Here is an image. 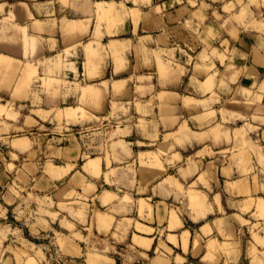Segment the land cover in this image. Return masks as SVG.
<instances>
[{
    "label": "crops",
    "instance_id": "obj_1",
    "mask_svg": "<svg viewBox=\"0 0 264 264\" xmlns=\"http://www.w3.org/2000/svg\"><path fill=\"white\" fill-rule=\"evenodd\" d=\"M18 206L61 264H264V0H0ZM28 238L0 264H50Z\"/></svg>",
    "mask_w": 264,
    "mask_h": 264
},
{
    "label": "rangeland",
    "instance_id": "obj_2",
    "mask_svg": "<svg viewBox=\"0 0 264 264\" xmlns=\"http://www.w3.org/2000/svg\"><path fill=\"white\" fill-rule=\"evenodd\" d=\"M100 6L102 5H99V7ZM102 12L104 13L105 10ZM88 88L89 87L82 90L83 96H89L87 95L88 93H90L88 92ZM31 221L32 217L23 206H18L15 209H11L8 216H0V235L6 236V238H10L11 236V238L13 239H15L17 236H28L29 241L36 244V246L42 251L47 252V261L50 262V264H61V254L54 236L48 234L46 231H29V225L32 223Z\"/></svg>",
    "mask_w": 264,
    "mask_h": 264
},
{
    "label": "bare ground",
    "instance_id": "obj_3",
    "mask_svg": "<svg viewBox=\"0 0 264 264\" xmlns=\"http://www.w3.org/2000/svg\"><path fill=\"white\" fill-rule=\"evenodd\" d=\"M102 5H103V4H102ZM101 7H102V6H100V7L98 6L97 8H99L100 10H99V9H98V10H99L101 13H103L102 11H104V9H103V7H102V8H101ZM116 83H117V82H116ZM116 83H115V84H116ZM112 84H113V83H112ZM88 92H90V93H88L87 95L92 96V95L95 94L96 91H94L93 88L89 87V88H88Z\"/></svg>",
    "mask_w": 264,
    "mask_h": 264
}]
</instances>
